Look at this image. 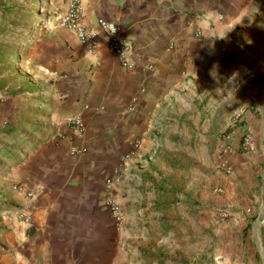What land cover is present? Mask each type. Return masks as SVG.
Returning a JSON list of instances; mask_svg holds the SVG:
<instances>
[{
	"label": "crops",
	"instance_id": "0c3cea01",
	"mask_svg": "<svg viewBox=\"0 0 264 264\" xmlns=\"http://www.w3.org/2000/svg\"><path fill=\"white\" fill-rule=\"evenodd\" d=\"M48 1L56 16L68 0ZM79 2L83 27L113 23L133 66L123 68L100 33L87 52L53 18L0 71V264L171 258L174 234L188 241L201 222L217 236L216 263L264 264V85H245L236 66L247 36L239 27L264 25V0ZM245 93L257 94L255 103ZM74 115L79 134L67 125ZM213 120L224 122L220 133L227 126V140L214 138ZM201 131L229 172L202 188ZM224 204L231 210L222 220Z\"/></svg>",
	"mask_w": 264,
	"mask_h": 264
},
{
	"label": "rangeland",
	"instance_id": "374dc122",
	"mask_svg": "<svg viewBox=\"0 0 264 264\" xmlns=\"http://www.w3.org/2000/svg\"><path fill=\"white\" fill-rule=\"evenodd\" d=\"M49 6L50 3L48 0H0V71H5L6 68L9 67L8 62L13 61L16 65V57L19 54V49L22 47L21 43H27L31 35L39 30L42 31L50 27L49 25H51L55 14L49 10ZM255 22L256 20L254 19L250 22V25L245 28L239 27L240 31L245 30L247 32L245 38L246 43H243V41L239 42L242 48L238 54L242 55L238 58L236 65L239 69L238 76L242 79L247 77L244 81L245 85H252L251 79H257V81H260L261 85H264V25L261 26ZM246 89L247 87L244 92H246ZM216 91L217 89H209L208 95H212ZM228 93L229 89L223 91V95H221L223 96L222 98ZM245 94H247L245 95V99L249 104L255 103L257 94ZM238 114L240 118L236 121L237 123L241 119V114ZM204 124L206 123L201 121V130ZM223 126L224 122H216L215 120L209 122V130L210 132L214 131V138L219 136L224 137L228 133L227 126L221 133L219 132ZM204 134L205 133L201 131V188L204 185V181L212 178L213 175L218 173H222L225 176L229 175V172L222 170L221 166L214 163V138H208V134L206 136H204ZM191 176H194V179H200L198 178L199 175L197 171L191 173ZM213 191L221 195L223 190L217 187L211 190V192ZM230 210V206L224 204L220 206V210L217 211V213L222 220H225ZM202 226L203 224L201 222L200 235L194 231H190V240L188 241L182 240L183 236L181 233L174 234L173 242L175 248L170 254L171 258L161 255L159 258L146 256L142 259L140 264H218L215 261L221 263V256L214 258L215 256L212 255L217 236L213 235L211 232L205 233ZM208 226H210V223ZM224 227L225 226L222 224L221 228ZM225 228L228 227L226 226ZM204 237L206 240H210L208 243L210 248H208V244L204 243ZM223 237L222 235L221 241L217 243L218 249L225 245ZM188 248L189 250H187ZM222 252L223 250H221V254Z\"/></svg>",
	"mask_w": 264,
	"mask_h": 264
},
{
	"label": "built area",
	"instance_id": "2783aa9c",
	"mask_svg": "<svg viewBox=\"0 0 264 264\" xmlns=\"http://www.w3.org/2000/svg\"><path fill=\"white\" fill-rule=\"evenodd\" d=\"M82 18V7L79 0H68L65 9L62 13L54 17V25L60 29L71 32L78 43L84 47L87 52H91L98 44L99 33L105 38V48L106 50L113 54L119 64L123 68H131L133 62L129 58V45L123 41L120 36L118 28L111 22L103 21L101 19L97 20L98 31L92 29H87L81 24ZM149 67L147 66L146 69ZM240 118L238 113L231 117L230 125L235 123ZM67 125L76 133H80L83 130V123L78 115L71 116L67 120ZM224 139H228V134L224 136ZM136 146V145H133ZM240 146L243 150H246L250 146V137L245 134L240 142ZM225 150L229 152L231 148L225 146ZM222 167V166H221ZM226 172L227 169H225ZM105 205L108 206L112 218L119 222L121 219L119 204L114 199H106Z\"/></svg>",
	"mask_w": 264,
	"mask_h": 264
}]
</instances>
